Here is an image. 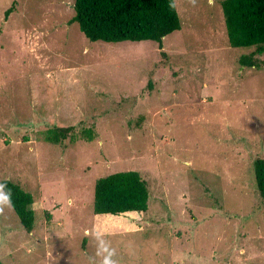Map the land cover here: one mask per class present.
Segmentation results:
<instances>
[{"label": "rangeland", "instance_id": "rangeland-1", "mask_svg": "<svg viewBox=\"0 0 264 264\" xmlns=\"http://www.w3.org/2000/svg\"><path fill=\"white\" fill-rule=\"evenodd\" d=\"M220 1L173 0L158 48L87 40L73 0H0V180L34 212L27 232L0 189L2 264H264V51L238 64L254 47L229 46ZM68 125L93 139L45 140ZM121 170L146 210L93 214L94 181Z\"/></svg>", "mask_w": 264, "mask_h": 264}, {"label": "trees", "instance_id": "trees-1", "mask_svg": "<svg viewBox=\"0 0 264 264\" xmlns=\"http://www.w3.org/2000/svg\"><path fill=\"white\" fill-rule=\"evenodd\" d=\"M11 7L4 11V16ZM220 7L229 46L254 47L253 51L238 57V64L257 68V55L264 51V0H221ZM72 8L69 21L75 22L89 41L150 40L161 48L162 38L180 27L173 0H73ZM93 137L92 128L76 131L74 125L52 126L44 131L49 143H61L66 138L90 141ZM252 173L255 189L264 200V158L253 159ZM0 189L21 227L30 231L34 215L32 195L9 179L0 180ZM147 197L146 182L137 171L113 172L94 181L92 213L118 216L143 212Z\"/></svg>", "mask_w": 264, "mask_h": 264}]
</instances>
